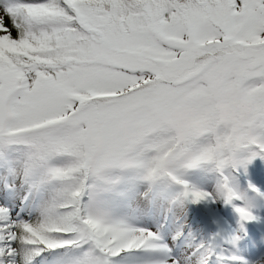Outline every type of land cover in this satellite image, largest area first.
Listing matches in <instances>:
<instances>
[{
  "label": "snow or ice",
  "instance_id": "1",
  "mask_svg": "<svg viewBox=\"0 0 264 264\" xmlns=\"http://www.w3.org/2000/svg\"><path fill=\"white\" fill-rule=\"evenodd\" d=\"M0 264H264V0H0Z\"/></svg>",
  "mask_w": 264,
  "mask_h": 264
}]
</instances>
